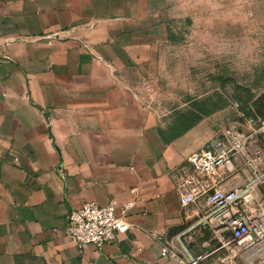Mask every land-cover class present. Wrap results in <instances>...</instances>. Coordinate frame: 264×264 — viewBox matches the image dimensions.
Returning <instances> with one entry per match:
<instances>
[{
	"label": "crops",
	"instance_id": "0c3cea01",
	"mask_svg": "<svg viewBox=\"0 0 264 264\" xmlns=\"http://www.w3.org/2000/svg\"><path fill=\"white\" fill-rule=\"evenodd\" d=\"M168 7L0 0V264H176L161 256L169 241L185 255L176 236L191 221L173 178L221 135L202 122L172 138L148 104ZM112 200L133 203L131 228L79 248L66 231L70 211Z\"/></svg>",
	"mask_w": 264,
	"mask_h": 264
},
{
	"label": "built area",
	"instance_id": "2783aa9c",
	"mask_svg": "<svg viewBox=\"0 0 264 264\" xmlns=\"http://www.w3.org/2000/svg\"><path fill=\"white\" fill-rule=\"evenodd\" d=\"M245 122L225 125L218 141L189 155L176 172L174 189L191 223L176 236L186 239L185 255L169 241L162 257L176 264H264V116ZM132 205L85 202L68 214L67 234L79 248H101L131 228Z\"/></svg>",
	"mask_w": 264,
	"mask_h": 264
},
{
	"label": "rangeland",
	"instance_id": "374dc122",
	"mask_svg": "<svg viewBox=\"0 0 264 264\" xmlns=\"http://www.w3.org/2000/svg\"><path fill=\"white\" fill-rule=\"evenodd\" d=\"M168 1L169 41L162 49L161 72L147 89L148 104L161 123L173 133L177 114L201 100L211 112L193 127L205 122L215 136L227 124L243 127L247 117H261L264 0Z\"/></svg>",
	"mask_w": 264,
	"mask_h": 264
},
{
	"label": "trees",
	"instance_id": "16d2710c",
	"mask_svg": "<svg viewBox=\"0 0 264 264\" xmlns=\"http://www.w3.org/2000/svg\"><path fill=\"white\" fill-rule=\"evenodd\" d=\"M207 100H201L197 102V106L195 108H191L187 110L186 112H180L177 114V119L174 122V125H172V131L171 137L175 138L179 135L187 132L190 130L195 123L201 119L202 114L208 115L211 110L207 109ZM262 117L264 116V103H263V109H261ZM251 115V114H250ZM171 132V129H169Z\"/></svg>",
	"mask_w": 264,
	"mask_h": 264
}]
</instances>
